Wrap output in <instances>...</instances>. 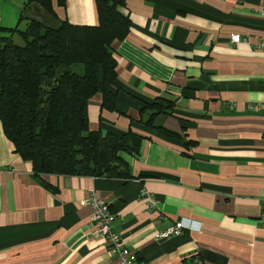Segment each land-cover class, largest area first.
I'll list each match as a JSON object with an SVG mask.
<instances>
[{"label":"crops","instance_id":"crops-1","mask_svg":"<svg viewBox=\"0 0 264 264\" xmlns=\"http://www.w3.org/2000/svg\"><path fill=\"white\" fill-rule=\"evenodd\" d=\"M29 4L0 0V40H14L31 21L23 16ZM37 5L34 13L49 15ZM51 5L57 21L98 22L95 0ZM262 7L264 0H125L130 28L112 45L117 111L101 108L96 93L87 116L90 130L143 136L138 154L124 155L129 176L35 175L0 122V264H118L94 234L89 190L108 203L113 231L140 264H264ZM138 98L173 102L169 114L151 115L172 135L138 121ZM180 219L190 230L158 238Z\"/></svg>","mask_w":264,"mask_h":264},{"label":"trees","instance_id":"trees-1","mask_svg":"<svg viewBox=\"0 0 264 264\" xmlns=\"http://www.w3.org/2000/svg\"><path fill=\"white\" fill-rule=\"evenodd\" d=\"M32 1L54 15L51 0ZM95 4V25L60 20L46 28L31 20L15 30L22 44L11 36L0 40V122L14 152L31 163L35 175L125 177L130 173L124 155L138 154L143 136L131 129L88 127L87 104L94 94H101V108L117 111L120 84L112 45L125 38L131 24L121 11L125 0ZM138 100L139 122L146 110L169 114L173 105L164 98ZM144 126L173 134L155 125L153 116Z\"/></svg>","mask_w":264,"mask_h":264},{"label":"built area","instance_id":"built-area-1","mask_svg":"<svg viewBox=\"0 0 264 264\" xmlns=\"http://www.w3.org/2000/svg\"><path fill=\"white\" fill-rule=\"evenodd\" d=\"M32 0H24L28 3ZM260 15L264 18V7L260 9ZM232 42H238L240 40V35L233 34L230 36ZM244 41L250 43V37H245ZM259 46H264V41H262ZM264 113V106L262 107ZM147 205L152 208L155 205L154 199L147 195ZM84 203L90 205L92 208L91 220L97 225L94 234L98 237H103L105 244L108 248V253L114 255L118 258V264H140L138 261L137 254L131 251L121 240V237L113 231L112 222L115 218L114 213L110 210L108 203L100 198H96L93 190L88 191V196L85 198ZM261 226L264 228V203H263V213L261 218ZM190 230V223L187 220H177L171 226L166 228L163 232L158 235V238L164 239L171 235H180L183 230ZM195 264H201L198 258H195Z\"/></svg>","mask_w":264,"mask_h":264},{"label":"water","instance_id":"water-1","mask_svg":"<svg viewBox=\"0 0 264 264\" xmlns=\"http://www.w3.org/2000/svg\"><path fill=\"white\" fill-rule=\"evenodd\" d=\"M35 6H38L36 2L32 1L25 9L23 16L29 20L36 21L46 28H55L58 25V21L53 19L52 16L47 14H42L41 12L34 13L33 9ZM156 110L148 109L142 114V122L146 123L151 115L156 114Z\"/></svg>","mask_w":264,"mask_h":264},{"label":"rangeland","instance_id":"rangeland-1","mask_svg":"<svg viewBox=\"0 0 264 264\" xmlns=\"http://www.w3.org/2000/svg\"><path fill=\"white\" fill-rule=\"evenodd\" d=\"M24 28H25V26L22 25V29H24ZM14 40L16 41V43L22 44V41L19 37L15 36Z\"/></svg>","mask_w":264,"mask_h":264}]
</instances>
